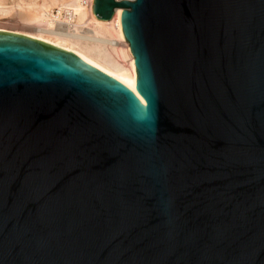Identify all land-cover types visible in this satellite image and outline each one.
Returning a JSON list of instances; mask_svg holds the SVG:
<instances>
[{"label":"water","instance_id":"water-1","mask_svg":"<svg viewBox=\"0 0 264 264\" xmlns=\"http://www.w3.org/2000/svg\"><path fill=\"white\" fill-rule=\"evenodd\" d=\"M115 8L138 93L0 30V264H264V0Z\"/></svg>","mask_w":264,"mask_h":264},{"label":"bare ground","instance_id":"bare-ground-1","mask_svg":"<svg viewBox=\"0 0 264 264\" xmlns=\"http://www.w3.org/2000/svg\"><path fill=\"white\" fill-rule=\"evenodd\" d=\"M93 3L94 0H29L24 4L31 13L26 22L33 30L22 34L74 52L138 93L135 58L121 24L123 8H115L111 20L102 21L95 17Z\"/></svg>","mask_w":264,"mask_h":264},{"label":"rangeland","instance_id":"rangeland-1","mask_svg":"<svg viewBox=\"0 0 264 264\" xmlns=\"http://www.w3.org/2000/svg\"><path fill=\"white\" fill-rule=\"evenodd\" d=\"M28 1L0 0V30L12 31L19 34L32 33L33 26L26 22V19L31 15L27 7L24 6ZM36 1L42 3L44 0ZM54 12L56 14L57 10H54Z\"/></svg>","mask_w":264,"mask_h":264}]
</instances>
